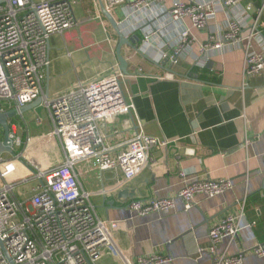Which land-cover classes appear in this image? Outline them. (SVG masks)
I'll use <instances>...</instances> for the list:
<instances>
[{
  "label": "crops",
  "instance_id": "0c3cea01",
  "mask_svg": "<svg viewBox=\"0 0 264 264\" xmlns=\"http://www.w3.org/2000/svg\"><path fill=\"white\" fill-rule=\"evenodd\" d=\"M75 1L77 25L49 40L50 65L44 81L47 97L119 67L115 31L104 16L98 17L91 0ZM174 1L165 0L163 7L169 11ZM240 1L244 5L251 2ZM260 4L254 1V9ZM98 7L101 12L100 2ZM114 18L127 38L136 35L139 39L135 47L122 48L130 76L126 80L127 94L134 110L101 123V131L113 156L138 133L166 141L167 145L156 149L154 161L128 182L120 171L96 170V161L90 169L87 165L79 167L84 190L101 193L91 198L98 217L125 222L114 231V240L131 262L161 254L172 258L167 264H214L209 254L200 256L198 252L209 247L210 228L228 215L243 212L239 235L218 245L217 254H244L242 264H264V257L252 251L264 243V74L244 79L247 41L239 48L202 51L210 34L224 28L227 16L220 13L205 29H191L198 42L171 65L162 54L172 50L181 27L191 28L189 21L175 23L167 15H158L157 8L151 13H135L119 7ZM256 19L257 14L251 13L243 37H248L251 51L264 54L259 36L249 37ZM260 20L258 30L264 43V12ZM145 35H150L149 41ZM48 116L50 129L36 136H30L26 128V134L20 137L16 125L19 116L12 121V135L20 143L16 153L22 152L27 143L28 159L42 169L64 159L59 142L48 136L53 131ZM194 177L229 180L233 188L214 198L198 196L190 210L177 199L175 209L166 215L140 217L130 212L132 200L176 197L184 182ZM121 192L124 196L119 198ZM98 264L122 262L117 256L107 255Z\"/></svg>",
  "mask_w": 264,
  "mask_h": 264
},
{
  "label": "built area",
  "instance_id": "2783aa9c",
  "mask_svg": "<svg viewBox=\"0 0 264 264\" xmlns=\"http://www.w3.org/2000/svg\"><path fill=\"white\" fill-rule=\"evenodd\" d=\"M102 18L98 2L114 16L119 7L135 13L167 15L175 23L189 21L191 28H182L170 52L163 58L176 65L180 56L198 42L191 29L203 30L215 22L218 14L227 16L222 31L212 32L202 45L203 52L221 51L226 47L239 48L247 41L244 79L264 74V54L250 50L248 37L251 13L257 14L249 37L260 38L258 30L264 12V0H175L167 11L165 0H91ZM260 1L257 10L253 2ZM75 0H8L0 5V111L19 110L43 99L53 131L50 135L59 142L64 154L60 164L42 169L24 150L15 155H0V264H98L107 255L117 256L122 264H167L168 255L151 254L131 262L118 248L114 231L125 222L101 220L91 198L99 193L84 190L79 167L97 162L96 170L106 173L120 171L124 182L138 177L154 161V151L167 145L166 141L136 134L121 151L113 156L100 125L130 114L134 104L129 100L126 80L118 66L96 78L78 82L55 96H46L44 81L50 65L49 40L77 25ZM146 41L150 35H145ZM141 72V70L139 71ZM132 77V76H131ZM166 78L174 79L172 75ZM14 149L20 146L14 136ZM30 143V139H28ZM248 140L246 143L248 145ZM187 154H193L188 151ZM181 176L185 177L184 173ZM28 187L30 198L17 194ZM233 188L229 180L214 181L194 177L185 181L176 197L132 200L131 213L146 217L166 215L181 199L185 210L196 205L198 196L214 198ZM244 215H228L209 230L210 245L200 248L199 255L209 254L214 264H242L244 254L219 257L217 247L225 239L236 238L241 231ZM264 257V243L252 249Z\"/></svg>",
  "mask_w": 264,
  "mask_h": 264
},
{
  "label": "water",
  "instance_id": "95a60500",
  "mask_svg": "<svg viewBox=\"0 0 264 264\" xmlns=\"http://www.w3.org/2000/svg\"><path fill=\"white\" fill-rule=\"evenodd\" d=\"M8 0H0V5L6 3ZM100 9L103 16L107 19L113 30L115 31L116 35L119 38V44L117 47V56L119 60V69L120 71L128 75V63L125 61V59L122 56V48L124 46H131L135 47L137 43L139 42L138 37L135 35L131 38H127L125 34L123 33L122 29L119 27L117 20L114 18L113 15H111L104 7L103 3H100ZM43 102V99L40 98L34 103L27 105L25 107H22L19 110L11 109L6 112L0 111V131H2L3 134L0 133V155H15V149H14V140L12 139V133H11V126L10 122L15 119L16 117L23 115L27 111H30L32 109L38 108ZM119 198H122L124 196V193L121 192L117 195Z\"/></svg>",
  "mask_w": 264,
  "mask_h": 264
},
{
  "label": "rangeland",
  "instance_id": "374dc122",
  "mask_svg": "<svg viewBox=\"0 0 264 264\" xmlns=\"http://www.w3.org/2000/svg\"><path fill=\"white\" fill-rule=\"evenodd\" d=\"M17 119L16 125L18 127V135L20 137H23L24 134H26V128L29 131L30 136L42 134L50 129L48 111L44 108V106L32 109L24 113L22 117L19 116ZM27 191L28 187L20 188L17 190V194L20 195L21 198L27 199L31 197V195L26 193Z\"/></svg>",
  "mask_w": 264,
  "mask_h": 264
},
{
  "label": "flooded vegetation",
  "instance_id": "af4514ba",
  "mask_svg": "<svg viewBox=\"0 0 264 264\" xmlns=\"http://www.w3.org/2000/svg\"><path fill=\"white\" fill-rule=\"evenodd\" d=\"M13 120H14V119H13ZM13 120H12V121H13ZM12 121L10 122V126H11V133H12ZM0 133H1V134H3V133H2V131H0Z\"/></svg>",
  "mask_w": 264,
  "mask_h": 264
}]
</instances>
